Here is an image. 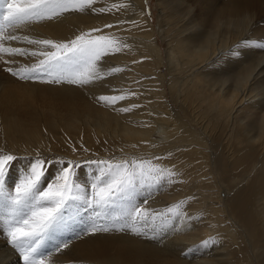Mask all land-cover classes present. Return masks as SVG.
I'll list each match as a JSON object with an SVG mask.
<instances>
[{
    "label": "bare ground",
    "instance_id": "1",
    "mask_svg": "<svg viewBox=\"0 0 264 264\" xmlns=\"http://www.w3.org/2000/svg\"><path fill=\"white\" fill-rule=\"evenodd\" d=\"M134 1L138 5L139 22L149 26L147 31L141 27L137 31L138 26L128 30L143 37V41L138 40L136 57L129 62L126 56L110 55L106 58L110 61L101 68L128 60L131 66L122 68L120 73L124 81L131 84L153 74L161 86L164 56L143 13V0ZM120 3L118 11L101 13L100 6L93 7L97 10L95 13L92 9L81 14L65 13L56 19L17 29L14 34L55 42L73 39L82 32L120 21L125 15L121 10L124 12L133 4L132 1ZM157 5L159 30L167 39L168 90L180 99L185 116L193 117L192 121L202 126L201 132L192 130L182 118L174 117L170 106L163 104L161 87L155 93L160 99H154L156 109L129 106L130 111L120 112L117 103L106 106L97 99L109 91L105 78L83 87L21 82L3 69L34 61L7 55L0 59V148L15 152L22 159L47 153L75 158L91 152L96 157L121 161L147 160L150 154H160L157 156L160 159L154 158L152 162L176 175L174 182H164L158 190H153L146 207L162 211L183 202L182 212L187 218L186 222L176 220L173 228L153 234L158 238H153L154 241L125 234L77 239L67 233L63 239L69 246L48 257L49 264H236L231 259L236 256L235 252L226 246V241L231 246L236 240L230 227L235 223L255 244L254 260L264 264V52L250 50L239 64L223 65V72L219 73L207 64L219 54L229 57V52L224 50L242 39L264 37V0H158ZM4 43L30 50L35 47L18 41ZM145 56H150L149 61L142 60ZM4 59L13 62L5 65ZM207 69L211 71L208 73ZM117 78L120 76L109 77L113 83ZM253 98L262 100L263 104L245 103ZM136 99L141 101L139 97ZM205 135L211 142L218 135L220 143L226 135L224 152L216 146H211L213 152L208 151ZM80 145L85 147L73 152ZM171 148L177 151L170 154ZM21 164L25 165V161ZM227 164L232 174L223 177V165ZM86 171L80 172L82 183H86ZM144 196L147 192L138 200L142 202ZM224 221L230 222L226 228L230 234L216 248L215 236ZM253 237L258 239L257 243ZM203 240H214L216 252L215 248L211 253L212 248L199 247ZM217 250L224 254H218ZM243 252L239 250V257ZM17 261L0 243V264H18ZM242 264L250 262L246 260Z\"/></svg>",
    "mask_w": 264,
    "mask_h": 264
},
{
    "label": "snow or ice",
    "instance_id": "2",
    "mask_svg": "<svg viewBox=\"0 0 264 264\" xmlns=\"http://www.w3.org/2000/svg\"><path fill=\"white\" fill-rule=\"evenodd\" d=\"M96 2L0 0V59L7 55L34 61L17 68L5 67L3 71L21 82L67 83L78 87L121 72L123 69L119 67L107 71L101 68L104 57L125 47L106 35H93L102 29L82 32L64 42L14 34L17 29L56 19L67 12L92 9L95 13L97 10L92 6ZM116 7V4L112 5V8ZM110 10L100 8L98 11ZM5 41H18L35 47L31 50L8 47ZM253 49L264 52V39H244L229 50L228 56L242 61L246 52ZM12 62L3 60L5 65ZM127 98L126 95L97 97L106 106ZM119 111L130 109L121 108ZM19 159L0 150V235L5 237L14 254H18L22 264H49L48 257L69 246V242L63 239L67 233L74 234L77 239L117 233L141 236L147 231L156 235L173 228L176 220L187 221L186 214L182 212L183 202L162 211L146 207L153 190H158L164 182H174L176 175L152 160L133 158L80 162L47 159L37 154L25 167L17 169L16 180L10 184V173ZM85 166L92 171L87 173L86 183H82L80 172ZM145 192L147 196L139 201ZM212 243L215 241L205 240L199 247L205 248Z\"/></svg>",
    "mask_w": 264,
    "mask_h": 264
},
{
    "label": "rangeland",
    "instance_id": "3",
    "mask_svg": "<svg viewBox=\"0 0 264 264\" xmlns=\"http://www.w3.org/2000/svg\"><path fill=\"white\" fill-rule=\"evenodd\" d=\"M124 2V1H129V4H130V1H132V3L133 4H130V5H128L127 7L124 5V7H122V9H124L125 7H126V9L124 10V12H123V10H121V13L124 15L122 18L124 19H122L121 18V20L120 21H118V19L117 20H115V21H113V22H111V23H108V25H112V27H108L107 29H109L108 31H104L105 29H106V27L104 26L103 28H102V31L103 32H100V33H93V35H95V36H98V35H106V36H108V37H110V38H113V39H115L118 43H120L121 45H123V46H125V47H122V49H121V51H119V52H117V53H115V54H120V55H122V56H126V58H129V62L132 60L133 61V59L136 57V54H135V50L136 49H138L140 46H139V41L140 40H142L143 41V37L141 36V34H135V33H130L129 31H132V29L134 28V27H136V26H138V28H137V31L138 30H140V27H141V29H143L144 31H147L148 30V27L149 26H147L148 24L146 23V25H144L143 26V23L142 22H139L140 20H139V14H138V5L136 4V2L134 1V0H97V2L92 6V7H95V8H98V7H100L101 6V8H105V9H111V10H116V11H118V9H121V4L122 3H120V2ZM103 2H105V3H103ZM143 2H144V9H143V13L145 14V17H146V20L148 21V23H149V25H150V27L151 28H153V30H154V34H155V37H156V40L158 41V43H159V45H160V47H161V50H162V53H163V56H164V65H163V68H162V70H163V72H164V79H163V82L161 83V86H160V80L159 81H157V78L153 75V74H150L151 75V77H150V75L146 78V80H144L143 78H139L135 83H128V81H124V77H123V74H121L120 75V73H122V71L121 72H119V73H115V74H113L112 76H105V79L106 80H108V81H104L106 84H108L107 86H108V90L109 91H107V92H105L104 93V95L105 96H117V95H126V96H128V98L127 99H125V101L124 100H122V101H119L117 104L121 107V108H127L128 107V109L130 108V107H142V108H145V109H147V108H154V109H156V103L154 102V99H156L157 101L159 100L160 101V99L158 98L157 99V97H158V95L156 94L155 95V93H157L158 92V90H159V88L161 87V88H163V90H164V96L162 97V101L164 102H162L164 105H168V106H170V109H171V111H172V114L174 115V117L178 120H181V118H182V122H185L186 124L188 123V125L192 128V130H195V131H197V132H201V128L200 127H202L200 124H198V125H200V126H198L196 123H194L192 120H193V117H190V116H185V113H184V107H182V105L179 103V101H180V99L178 98V100L176 99L177 98V96L176 95H173L172 93H171V91L170 90H168L169 89V78H170V74H169V69H168V63L165 61L166 59H165V50H166V47H167V39L165 38V36L164 35H162V33H161V31L159 30V21H158V17H159V13H160V9H158V0H143ZM157 2V3H156ZM100 4V5H99ZM113 4H116L118 7H116V9L115 8H112V5ZM131 6H132V8H131ZM120 7V8H119ZM159 10V11H158ZM106 12V11H105ZM108 12V11H107ZM133 12V13H132ZM68 14H70V13H73V14H81L80 12H75V11H73V12H67ZM137 13V14H136ZM64 15V14H63ZM134 18V19H133ZM138 18V19H137ZM140 23V24H139ZM129 25V26H128ZM131 26V27H130ZM146 26V27H145ZM130 27V28H129ZM120 28V29H119ZM129 28V29H128ZM145 28V29H144ZM127 30V31H126ZM129 30V31H128ZM113 31V32H112ZM141 36V37H140ZM145 39V38H144ZM249 40H259V39H264V37H260V38H248ZM139 40V41H138ZM166 40V41H165ZM242 40H244V39H242ZM241 40V41H242ZM67 41V40H66ZM59 42H64V41H59ZM145 42H147L146 40H145ZM161 43H162V45H161ZM239 43V42H238ZM238 43H235V45L233 44V45H231L230 47H228V48H226L224 51H226V52H229V50H230V48L231 49H233ZM134 45V46H133ZM233 46V47H232ZM127 50H129V51H127ZM131 50V51H130ZM249 52V51H248ZM248 52H246V56H247V54H248ZM110 55H114V54H110ZM110 55H108V56H110ZM108 56H106V57H104L103 58V62H102V64H101V67L103 66V64L104 63H108L110 60H107L106 58H108ZM246 56H244V59L246 58ZM145 57H147V58H145ZM144 57V59H142L143 61H149V59H150V56H145ZM154 60V59H153ZM217 60H220V61H218L217 62ZM232 59L230 58V57H225V55H223V54H219L218 56H216V60L214 59V60H212V63H207V64H209V66L210 65H212V66H210V67H208V68H210V69H212V71L214 70L216 73H219V72H223V68H222V70H221V67L223 66V65H225V66H229V65H231V64H239V61L237 62V61H235V60H232ZM225 61V62H224ZM234 61V62H233ZM215 62H217V63H215ZM124 64H117V62H114L113 63V67L112 66H106V67H103V69H104V71H107V70H109L110 68H114L115 66L114 65H116L117 67H119V68H128L129 66H131V63H129L128 64V60H126V63L125 62H123ZM222 63V64H221ZM226 63V64H225ZM228 64V65H227ZM124 65V66H123ZM127 65H128V67H127ZM168 69V70H167ZM210 69H207V71H208V73L211 71ZM217 71H219V72H217ZM137 74V73H136ZM135 74V75H136ZM120 76V78H119V80H118V78H117V80L116 79H114L115 81H114V83H113V81H110V79H109V77H113V76ZM212 75V74H211ZM147 80H148V82H147ZM119 82V83H118ZM154 82V83H153ZM116 83H118L117 84V86H115V84ZM123 83H124V85H123ZM65 84H67V83H65ZM64 84V85H65ZM127 84V85H126ZM53 85H55V84H53ZM61 85H63V84H60V85H58V86H61ZM67 85H70V84H67ZM113 85H114V87H113ZM120 85V86H119ZM129 85V86H128ZM141 85V86H140ZM71 86H75V85H71ZM110 86H111V89H110ZM151 88H150V87ZM118 87V88H117ZM168 87V88H167ZM112 88H113V90H112ZM123 88V89H122ZM160 88V89H161ZM143 93H142V92ZM150 91V92H149ZM145 92H146V94H145ZM140 93H141V95H140ZM137 94V95H136ZM135 95H136V97L138 98H141V103L139 102V100H137L136 99V97H135ZM134 97V98H133ZM154 97V98H153ZM148 98H150V99H148ZM171 98V99H170ZM136 100V101H135ZM165 100V101H164ZM176 102H175V101ZM253 100V101H252ZM135 101V102H134ZM148 101H151V102H148ZM259 102V103H258ZM127 103H129V104H127ZM138 103V104H137ZM245 103H248V104H250V105H253V104H258L259 106H261L262 104H263V101L262 100H258L257 98L255 99V98H253V99H251V100H246L245 101ZM176 104H178V106L176 105ZM130 106V107H129ZM148 106V107H147ZM179 107V108H178ZM179 112V113H178ZM180 115V116H179ZM182 116V117H181ZM188 117V118H187ZM190 118V120H188ZM193 124H192V123ZM195 127V128H194ZM216 137L213 139V141L211 142V139L210 138H208V136L207 135H205V137L207 138V145L208 146H206L205 148L206 149H208V151H210V152H213L212 151V147L213 146H216V147H220V148H222V150H223V152H224V145L226 144V135L224 136L225 138L223 139L224 140V142L223 143H220V142H218L217 141V136L218 135H215ZM210 141V142H209ZM218 142V143H217ZM213 145H212V144ZM211 144V145H210ZM212 146V147H211ZM83 147H85V146H83V145H80V147H75V149L77 150V151H81V149L80 148H83ZM3 150L4 152H7V153H11V154H13V155H16V156H18V157H21V156H19L17 153H15V152H8V151H6L5 149H3V148H0V150ZM88 150H90V149H88ZM170 151V154L172 153V152H174V151H177L176 149H170L169 150ZM87 154V155H86ZM86 154L85 155H83L82 157L81 156H79V157H69V156H64V155H60V154H54V155H51V154H49V153H47V154H39L41 157H43V158H47V159H52V158H62V159H64V160H72V161H80V162H83V161H88V160H112L111 159V157H105V158H103V156L102 157H100V156H98V157H96L93 153H89V152H86ZM162 154H166V153H162ZM158 155H160V154H150V155H148L147 157H146V159L147 160H153L155 157H157ZM37 155H34V156H26V157H23V159H22V157H21V161H25V165H22L21 164V161H17L16 163H15V165L13 166V169H12V171H11V173H10V180H9V183L10 184H12V182L13 181H15L16 180V177H17V169H21V168H23V167H25L27 164L26 163H28V161H30V160H32V159H34L35 157H36ZM167 156V155H166ZM108 158V159H107ZM110 158V159H109ZM25 159V160H24ZM22 165V166H21ZM17 166V167H16ZM20 166V167H19ZM228 166V164L225 166V165H223V168H224V171L225 172H223L222 173V176L223 177H230L231 176V174H232V171L227 167ZM89 168V169H88ZM86 169H88V171H86ZM84 171H86L85 173L87 174L88 172H91L92 171V168H90V167H88V166H85V168H84V170L83 171H81V174L84 172ZM223 224L225 225H223V227L220 229V231H218L217 232V235L215 236V238L218 240V244H217V246H216V248H219L221 245H222V243L223 242H225L226 240H227V235L228 234H230V233H227L226 232V228H228V225L230 226V222L229 221H224L223 222ZM231 228H233V230H234V237H235V242L233 243V242H231V246H230V244H229V242L228 241H226V246H228V248H230L233 252H235V257L234 258H232L231 257V259L233 260L234 259V261H236L237 263L236 264H242L243 262L245 263L246 262V260H248V262H250V264H258L255 260H254V255H255V253H256V248L254 247V243H253V241H252V239L251 238H249V237H247V234L244 232V230L241 228V226L239 225V224H237V223H235V225H232V226H230ZM229 227V228H230ZM237 228V229H236ZM221 232V233H220ZM117 234H119V235H121V234H123V233H117ZM244 234H246V237H245V235ZM153 235V233H151V232H149V234H146V235H141L140 237H138V238H144L145 240H152L153 238H154V240H157L158 238H155L154 237V235ZM131 236V235H130ZM133 237H137V236H133ZM151 237V238H150ZM247 238V239H246ZM220 239V240H219ZM154 240H152V241H154ZM253 240L256 242V240H258L256 237H253ZM203 241H205V240H203ZM202 241V242H203ZM250 241V242H249ZM201 242V243H202ZM0 243H2L3 245H4V247L7 249V250H9L13 255H15V257L17 258V256H18V254H14V250H12L11 248H10V246H8L7 244H6V240H5V237L3 236V235H0ZM238 243V244H237ZM248 243V244H247ZM257 243V242H256ZM240 244V245H239ZM235 245V246H234ZM200 246V245H199ZM235 247H240V249H238V248H235ZM207 248H212V252L211 253H213V249L215 248V245L214 244H210V246H208V247H205V248H202V249H204V250H206ZM216 248H215V252H216ZM242 248V249H241ZM239 250L240 251H244L243 253H242V256H240L239 257V255H238V252H239ZM219 251V252H218ZM217 253L218 254H224L223 253V251H221V250H217ZM245 254V255H244ZM53 256V255H52ZM51 257V256H50ZM244 257H246V258H244ZM201 259V258H200ZM17 260H18V258H17ZM18 262V264H22V261H17ZM254 262V263H253ZM59 264V263H58ZM84 264H94V263H84Z\"/></svg>",
    "mask_w": 264,
    "mask_h": 264
}]
</instances>
